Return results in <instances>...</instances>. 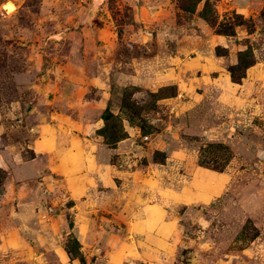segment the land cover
Wrapping results in <instances>:
<instances>
[{"label": "rangeland", "instance_id": "rangeland-1", "mask_svg": "<svg viewBox=\"0 0 264 264\" xmlns=\"http://www.w3.org/2000/svg\"><path fill=\"white\" fill-rule=\"evenodd\" d=\"M0 264H264V0H0Z\"/></svg>", "mask_w": 264, "mask_h": 264}, {"label": "bare ground", "instance_id": "bare-ground-1", "mask_svg": "<svg viewBox=\"0 0 264 264\" xmlns=\"http://www.w3.org/2000/svg\"><path fill=\"white\" fill-rule=\"evenodd\" d=\"M4 8L8 9V11H11L14 9V5L10 2H6L4 5H3Z\"/></svg>", "mask_w": 264, "mask_h": 264}, {"label": "built area", "instance_id": "built-area-1", "mask_svg": "<svg viewBox=\"0 0 264 264\" xmlns=\"http://www.w3.org/2000/svg\"><path fill=\"white\" fill-rule=\"evenodd\" d=\"M5 10L8 12V10L5 8Z\"/></svg>", "mask_w": 264, "mask_h": 264}, {"label": "trees", "instance_id": "trees-1", "mask_svg": "<svg viewBox=\"0 0 264 264\" xmlns=\"http://www.w3.org/2000/svg\"><path fill=\"white\" fill-rule=\"evenodd\" d=\"M234 75V77H235V74H233Z\"/></svg>", "mask_w": 264, "mask_h": 264}]
</instances>
